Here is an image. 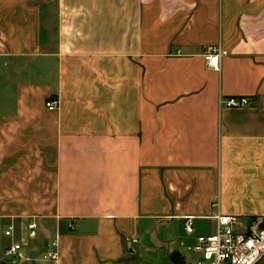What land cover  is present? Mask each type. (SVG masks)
I'll list each match as a JSON object with an SVG mask.
<instances>
[{
    "label": "crops",
    "instance_id": "obj_1",
    "mask_svg": "<svg viewBox=\"0 0 264 264\" xmlns=\"http://www.w3.org/2000/svg\"><path fill=\"white\" fill-rule=\"evenodd\" d=\"M217 214L264 218V0H0V264H141L175 227L191 261Z\"/></svg>",
    "mask_w": 264,
    "mask_h": 264
},
{
    "label": "built area",
    "instance_id": "obj_2",
    "mask_svg": "<svg viewBox=\"0 0 264 264\" xmlns=\"http://www.w3.org/2000/svg\"><path fill=\"white\" fill-rule=\"evenodd\" d=\"M225 55L227 52L217 45L206 46L203 50L207 67L216 71L219 69V59ZM222 103L226 107L237 108L253 105L254 100L233 96L225 98ZM57 106L55 98L45 101L48 110H54ZM214 220V232L197 233L194 219L184 218V233L192 238V243L187 247L192 255L191 264H264V218L217 214ZM35 229V223L27 225L30 235L34 234ZM6 253L8 260L20 259L23 254L21 244H12ZM43 257L47 264H56L54 250L47 251Z\"/></svg>",
    "mask_w": 264,
    "mask_h": 264
},
{
    "label": "rangeland",
    "instance_id": "obj_3",
    "mask_svg": "<svg viewBox=\"0 0 264 264\" xmlns=\"http://www.w3.org/2000/svg\"><path fill=\"white\" fill-rule=\"evenodd\" d=\"M202 224H206V222H202ZM180 228L175 227L173 235H175L173 242L163 241L162 244L152 245L155 242V236H159L156 232H150L144 238V244L150 246L149 247H141L138 256H136V263L141 264H191V261L187 254L183 251H179L176 248L181 244V242L185 241V236L179 232ZM182 245V244H181ZM172 246V247H170ZM185 247V246H182ZM141 254V255H140Z\"/></svg>",
    "mask_w": 264,
    "mask_h": 264
},
{
    "label": "water",
    "instance_id": "obj_4",
    "mask_svg": "<svg viewBox=\"0 0 264 264\" xmlns=\"http://www.w3.org/2000/svg\"><path fill=\"white\" fill-rule=\"evenodd\" d=\"M17 262V259H15L14 261H13V263H16Z\"/></svg>",
    "mask_w": 264,
    "mask_h": 264
}]
</instances>
